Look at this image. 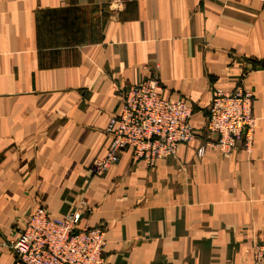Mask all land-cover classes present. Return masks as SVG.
<instances>
[{"label":"crops","instance_id":"crops-1","mask_svg":"<svg viewBox=\"0 0 264 264\" xmlns=\"http://www.w3.org/2000/svg\"><path fill=\"white\" fill-rule=\"evenodd\" d=\"M157 78L194 140L103 175L124 89ZM250 91L251 152L223 156L215 89ZM202 149V155L198 151ZM84 205V206H83ZM38 208L103 225L104 264H252L264 243V6L258 0H0V264Z\"/></svg>","mask_w":264,"mask_h":264},{"label":"built area","instance_id":"built-area-1","mask_svg":"<svg viewBox=\"0 0 264 264\" xmlns=\"http://www.w3.org/2000/svg\"><path fill=\"white\" fill-rule=\"evenodd\" d=\"M258 1L264 6V0ZM162 88L159 79L149 78L124 89L121 113L106 130L110 136L107 151L91 164L93 175L106 173L125 152L132 161L152 168L194 140L191 107L182 100L162 99ZM252 97L240 87L233 92L213 91L204 125L215 137L211 146L223 156L238 147L251 152L256 126ZM80 220V212L58 219L38 208L7 244L14 254L13 264H104L106 227L79 228ZM251 263L264 264V243L253 247Z\"/></svg>","mask_w":264,"mask_h":264}]
</instances>
